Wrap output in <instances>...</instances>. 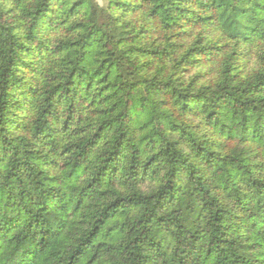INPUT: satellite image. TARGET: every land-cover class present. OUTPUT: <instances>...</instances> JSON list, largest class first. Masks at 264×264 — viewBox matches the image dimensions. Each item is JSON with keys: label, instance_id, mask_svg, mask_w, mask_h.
<instances>
[{"label": "trees", "instance_id": "1", "mask_svg": "<svg viewBox=\"0 0 264 264\" xmlns=\"http://www.w3.org/2000/svg\"><path fill=\"white\" fill-rule=\"evenodd\" d=\"M0 264H264V0H0Z\"/></svg>", "mask_w": 264, "mask_h": 264}, {"label": "rangeland", "instance_id": "2", "mask_svg": "<svg viewBox=\"0 0 264 264\" xmlns=\"http://www.w3.org/2000/svg\"><path fill=\"white\" fill-rule=\"evenodd\" d=\"M99 6H105L107 3V0H95Z\"/></svg>", "mask_w": 264, "mask_h": 264}]
</instances>
